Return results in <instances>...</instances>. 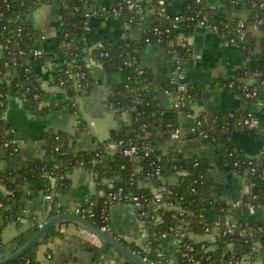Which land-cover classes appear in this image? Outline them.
I'll return each instance as SVG.
<instances>
[{
  "label": "trees",
  "instance_id": "obj_1",
  "mask_svg": "<svg viewBox=\"0 0 264 264\" xmlns=\"http://www.w3.org/2000/svg\"><path fill=\"white\" fill-rule=\"evenodd\" d=\"M53 1L0 0V185L6 188L3 190L0 187V259L20 248L42 225L37 215H31V225L27 229L9 241L2 238L5 225L24 216L28 202L34 196L54 194L48 219L63 213L58 194L70 186L71 174L77 167L93 171L98 182L97 193L90 200L94 214L87 213L86 217L98 227L106 225L105 231L109 234H112L110 206L105 203V193L122 187L124 194L148 195L152 194V185L167 187L163 193L164 199L179 204L184 209L183 212L163 208L160 221L144 216L149 249H133L153 264H167L163 253L159 254L163 232H168L170 239L174 229L206 232L207 227L216 225L211 213L234 215L243 223L244 228H251L254 235L240 234L238 231L234 234L221 233L217 236L214 247L209 250L196 243L198 250L194 254L195 259H200L203 264H242L236 259L244 254H250L253 259L264 254V218H244L250 206L255 209L264 207V141L260 154L255 157L247 156L231 143L234 130L249 128L243 124V119L250 110L259 115L261 124L256 129L264 137V105L260 107V111L255 109L259 99L264 101V63L260 66L245 64L236 75L223 80L240 96L242 106L239 109L225 113L202 112L198 115L197 119L201 123L196 130L184 131L174 140L173 131L182 127L180 113L189 111L192 101L206 93L188 78L189 90L185 104L164 107L158 98L153 71L142 63L143 51L148 44L155 42L179 55L188 66L195 48L190 41L183 45L179 40L181 31L191 34L198 26L209 30L210 23L218 24L216 34L226 41L237 35V28L244 21L246 37L238 39L237 44L242 45L247 53L256 49L264 51V0H223L226 8L223 14L217 13L211 0H189L182 10L169 16L160 13L164 5L159 0H138L144 13L151 11L153 18V22L138 37L133 35L132 30L139 24L142 16L138 11L139 6L129 8L127 0H113L101 12L106 11L116 16L123 24L122 31L116 37L105 40L92 52L108 73L118 74L119 80L111 97V104L116 116L133 112L132 125L112 129L110 136L98 141L93 149L75 147L77 131L50 128L41 138L42 154L24 160L17 168H2V161H8L12 157L19 158L21 152L19 141L10 136L12 125L4 118L7 95L11 90H19L25 94L29 105L40 106L49 95L41 85L44 65L59 52H64L68 60L53 72V80L60 90L52 95V104L48 107L66 106L79 114L77 130L86 125L80 115L77 98L88 94L96 80L86 61L88 51L82 45V39L87 30L88 16L96 7L102 6V0H68L62 5L58 10L61 21L59 40L52 50H47L44 34L35 25L33 14L40 5ZM115 9L118 13H115ZM176 15L180 16L178 27L173 25ZM204 16L205 24L201 25L200 21ZM156 25L161 29H169L159 35V42L158 35L153 33ZM146 36L151 37V42L146 41ZM249 76H253L255 81L249 83L241 79ZM254 89L259 91L257 96L247 95V92ZM208 94L209 92L206 95ZM187 137L218 144L224 159L232 168L256 181L251 192H247L235 205L214 197L210 190V164L207 157L180 148L181 139ZM159 138L173 141L168 151L161 155L152 149L153 141ZM111 144H115L114 151H111ZM134 145L137 152L127 154L125 150ZM235 161L238 163L235 164ZM157 167H160L159 173ZM251 170L254 173L248 174ZM172 175L178 176L175 182L168 181ZM142 181L147 184L141 185ZM219 224L222 228L225 227L223 221ZM61 233L58 223L54 224L23 255L7 264H38L37 251L40 244ZM255 240L260 241V246L255 245ZM86 246L94 253V264H102V247L91 241H86ZM130 263L135 264L132 260Z\"/></svg>",
  "mask_w": 264,
  "mask_h": 264
},
{
  "label": "crops",
  "instance_id": "obj_2",
  "mask_svg": "<svg viewBox=\"0 0 264 264\" xmlns=\"http://www.w3.org/2000/svg\"><path fill=\"white\" fill-rule=\"evenodd\" d=\"M68 0H54L42 4L34 10V22L44 34V43L47 50H52L59 40L61 21L58 10ZM113 0H102V6L96 7L87 20V30L82 39V45L88 51L86 61L90 65L95 77V85L91 91L77 98L80 115L85 120V127L78 128L79 114L66 106H51L52 95L60 90L53 80V72L59 70L68 60L64 52L51 57L44 65V75L41 85L48 92V97L40 106H31L25 94L19 90H11L7 95V107L4 118L12 125L10 136L19 141L20 156L2 161V168H17L24 160L42 154L41 143L44 132L50 128L77 131L75 147L77 149H93L98 141L107 139L112 129L128 128L132 125L133 112H124L116 116L111 104V97L119 80L117 73H108L102 63L94 57L92 50L105 40L116 37L122 31V25L116 16L105 10ZM218 14L226 12L223 0H211ZM189 0H167V7L171 12L182 10ZM153 22L152 12L142 15L139 24L132 33L138 37L144 28ZM186 36H185V35ZM194 45L197 56H192L187 66V77L196 82L205 94L191 103L189 111L180 113V122L186 131L196 123L202 112L225 113L242 106L240 96L223 80L237 74L245 64L262 65L264 51L256 49L246 52L240 44L223 41L221 37L204 27H196L191 34L184 30L180 33ZM142 63L150 68L158 98L162 106L172 107L175 96L173 72L175 67L174 54L159 43H150L142 53ZM252 83L253 76L243 77ZM264 95V93H263ZM256 110L260 107L256 105ZM264 137L259 129L239 128L232 132L231 143L244 151L247 156L255 157L261 152ZM172 140L159 138L153 141L152 149L161 155L168 151ZM111 151L115 144H111ZM180 148L203 154L209 160L208 176L210 190L214 197L221 198L228 203H238L247 193L248 187L245 176L238 173L224 159L220 146L213 142H206L201 138H182ZM177 175H172L168 181L175 182ZM71 184L65 191L58 194L63 212H73L76 205L87 204L97 193V180L93 171L77 167L71 174ZM147 184L142 181L141 185ZM6 190L4 185H0ZM51 204L45 196H34L27 205L18 221H11L2 231L4 241H9L19 232L31 225L30 216L37 215L42 224L48 220ZM111 232L115 238L137 251L149 249V235L138 209L130 200H119L109 208ZM217 218L211 213V218ZM246 220L264 218V207L255 212L246 211ZM62 232L49 240L42 242L37 251L38 264H94V253L86 246V241L100 245L104 243L94 233L89 232L78 222L65 219L58 223ZM206 238V235H196ZM163 257L167 264H180L178 240L161 239L160 245ZM103 251V250H102ZM258 264H264V254L258 257ZM102 264H131L130 259L113 246L102 252ZM136 264V263H135Z\"/></svg>",
  "mask_w": 264,
  "mask_h": 264
},
{
  "label": "built area",
  "instance_id": "obj_3",
  "mask_svg": "<svg viewBox=\"0 0 264 264\" xmlns=\"http://www.w3.org/2000/svg\"><path fill=\"white\" fill-rule=\"evenodd\" d=\"M127 1H128L129 8H136L139 6L138 7L139 13L142 15L144 14V11L140 7V3L138 0H127ZM159 3L164 5L163 10L160 12L162 15H165V16L174 15L172 14L174 12H171L167 7L168 6L167 0H159ZM120 4L122 5V2H120ZM115 13H118L117 9H115ZM190 18H193V16H191ZM179 20H180V16L176 15L174 19L175 22L173 24L175 27L179 26L178 24ZM200 24L201 25L205 24V16L201 19ZM168 30H169L168 28L161 29L157 25L153 27V33L158 35V38H157L158 42L161 40V36L159 35L165 33ZM209 30L214 33H217L218 24L210 23ZM245 37H246V24L244 21H241L240 25L237 28V35L232 36L229 39H226V41L237 44L238 39H244ZM179 40L182 41L183 45H186L189 42V40L185 36H181V35L179 36ZM146 41L151 42V37L146 36ZM173 54L175 58L173 81L175 82V89H176V92H174L175 93L174 94L175 96L174 105L179 106V105L185 104V102L187 101L186 93L189 90V82H188V77H187V66L185 65V62L182 60V58L179 55H177L176 53H173ZM197 55H198L197 51L196 49H194L192 56H197ZM258 94H259V91L257 89H254L251 92H247V95H250V96H257ZM256 105L259 107H262L264 105V101L259 99ZM200 123L201 122L197 119L196 123L190 126L187 130H196L197 125ZM243 124L247 125L249 128H257L261 124V119L256 112L250 110L247 112L246 116L244 117ZM183 132L184 130L182 127L176 128L172 133L173 140L179 138ZM125 152L127 154L136 153L137 147L134 145L131 148L126 149ZM148 153H149V150L146 151V154ZM237 163L238 162L235 161V164ZM156 170L159 173L160 167H157ZM249 173L253 174L254 171L251 170L248 172V174ZM243 176H245L246 178V183L248 187L247 192H251L252 186L256 184V181L254 179L247 177V175H243ZM166 189L167 187L165 185H161V186L152 185L151 186L152 194L129 195L128 193L124 194L123 188L119 187L117 190H109L107 193H105L106 194L105 203L111 206V204H113L116 201L125 200L126 198H129L130 201H132L133 204L138 209L139 214L143 220H144V216H151L153 219H155V221H160L161 220V210L163 208L176 209L181 212H183L184 210L179 204L175 203L173 200L164 199L163 193ZM53 196H54L53 193L47 194L45 196L48 202H50V204L53 199ZM238 203H235V204H238ZM235 204H232V205H235ZM256 210L258 209H255L254 206H250L247 211L255 212ZM73 212L76 214L82 215V216H86L87 213L90 215L94 214L90 201L87 204L74 206ZM215 215L217 216V218L216 217L214 218L216 225H213L212 227H207L206 232L196 233L193 231H187L185 229H181V230L174 229L175 232L172 233V238L178 240V251H179V256H180V264H182V262L186 264H203L200 259H195V256H194L195 252L198 250L196 243H200L201 248L205 250H209L214 247L215 245L214 242L217 236L221 233L222 234H226V233L234 234L235 232L238 231L240 234L246 233L249 236L254 235V231L251 228L250 229L244 228L243 223H240V221L237 218H235L234 215L225 214L221 216L216 213ZM221 221H223L225 224L224 228H222L221 225L219 224ZM100 228L103 230H106L107 226L103 225ZM197 234H200V235L203 234V235H206L207 237L199 238L196 236ZM161 239H170L169 233L163 232L161 234ZM255 245L260 246V241L255 240ZM159 254H162V251H160ZM258 257L256 259H253L251 258L250 254H244L242 257H239L236 260L242 264H258V260H257Z\"/></svg>",
  "mask_w": 264,
  "mask_h": 264
},
{
  "label": "water",
  "instance_id": "obj_4",
  "mask_svg": "<svg viewBox=\"0 0 264 264\" xmlns=\"http://www.w3.org/2000/svg\"><path fill=\"white\" fill-rule=\"evenodd\" d=\"M65 219L74 220L75 222H78L80 225H82L89 232H92L95 235H97L99 237V240H101L104 243V246L102 248L103 251L106 252L109 246H113L117 250L122 252L130 260L134 261L136 264H153L147 261L146 258L143 257L141 254H139L138 252L134 251L132 248L125 245L122 241H120L119 239L115 238L113 235L107 233L105 230L98 227L94 222H92L86 216H82L74 212H63L46 220L40 226L39 230L26 243H24L20 248H18L14 252L0 259V264H7L8 262L23 255L29 248L32 247V245H34L39 239H41L44 233L51 226Z\"/></svg>",
  "mask_w": 264,
  "mask_h": 264
}]
</instances>
